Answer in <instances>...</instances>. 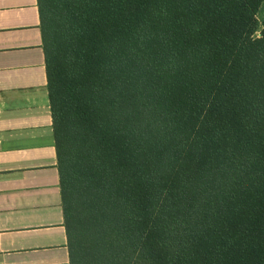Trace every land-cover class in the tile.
Returning a JSON list of instances; mask_svg holds the SVG:
<instances>
[{
	"label": "trees",
	"instance_id": "16d2710c",
	"mask_svg": "<svg viewBox=\"0 0 264 264\" xmlns=\"http://www.w3.org/2000/svg\"><path fill=\"white\" fill-rule=\"evenodd\" d=\"M264 0H38L71 264H264Z\"/></svg>",
	"mask_w": 264,
	"mask_h": 264
},
{
	"label": "crops",
	"instance_id": "0c3cea01",
	"mask_svg": "<svg viewBox=\"0 0 264 264\" xmlns=\"http://www.w3.org/2000/svg\"><path fill=\"white\" fill-rule=\"evenodd\" d=\"M38 0H0V264H71Z\"/></svg>",
	"mask_w": 264,
	"mask_h": 264
},
{
	"label": "rangeland",
	"instance_id": "374dc122",
	"mask_svg": "<svg viewBox=\"0 0 264 264\" xmlns=\"http://www.w3.org/2000/svg\"><path fill=\"white\" fill-rule=\"evenodd\" d=\"M264 19V4L261 7V9L259 10L258 14H257V20L259 21V28L255 34V37H260L261 36V30H262V21Z\"/></svg>",
	"mask_w": 264,
	"mask_h": 264
}]
</instances>
